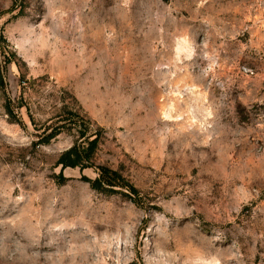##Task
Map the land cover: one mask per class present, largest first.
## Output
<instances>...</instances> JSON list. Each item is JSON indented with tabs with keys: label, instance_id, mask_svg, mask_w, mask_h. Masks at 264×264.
Listing matches in <instances>:
<instances>
[{
	"label": "rangeland",
	"instance_id": "rangeland-1",
	"mask_svg": "<svg viewBox=\"0 0 264 264\" xmlns=\"http://www.w3.org/2000/svg\"><path fill=\"white\" fill-rule=\"evenodd\" d=\"M0 264H264V0H0Z\"/></svg>",
	"mask_w": 264,
	"mask_h": 264
},
{
	"label": "trees",
	"instance_id": "trees-1",
	"mask_svg": "<svg viewBox=\"0 0 264 264\" xmlns=\"http://www.w3.org/2000/svg\"><path fill=\"white\" fill-rule=\"evenodd\" d=\"M97 140L90 141L86 147L80 145L73 146L64 152L57 164L62 168H86L89 166L90 157L96 148ZM98 178L94 181H89L91 188L98 192H110L117 188H123L125 185L124 179L116 171H110L107 168L99 167ZM132 194H136L133 187H129Z\"/></svg>",
	"mask_w": 264,
	"mask_h": 264
}]
</instances>
